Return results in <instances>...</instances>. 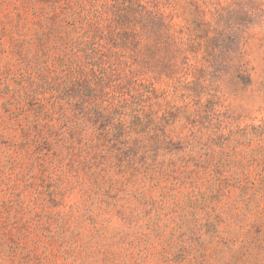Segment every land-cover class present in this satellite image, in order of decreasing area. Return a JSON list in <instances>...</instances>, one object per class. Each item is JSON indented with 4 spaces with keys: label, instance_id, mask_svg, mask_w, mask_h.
<instances>
[{
    "label": "rangeland",
    "instance_id": "374dc122",
    "mask_svg": "<svg viewBox=\"0 0 264 264\" xmlns=\"http://www.w3.org/2000/svg\"><path fill=\"white\" fill-rule=\"evenodd\" d=\"M0 264H264V0H0Z\"/></svg>",
    "mask_w": 264,
    "mask_h": 264
},
{
    "label": "trees",
    "instance_id": "16d2710c",
    "mask_svg": "<svg viewBox=\"0 0 264 264\" xmlns=\"http://www.w3.org/2000/svg\"><path fill=\"white\" fill-rule=\"evenodd\" d=\"M147 10H146V8H145V12H146ZM144 12V9L142 10L141 9V13H142V15L145 13ZM150 13V12H149ZM144 16H145V14H144ZM117 18H121V15H117ZM154 20H155V18H154ZM118 24H120V22H117ZM120 33H123V32H120ZM119 39V38H118Z\"/></svg>",
    "mask_w": 264,
    "mask_h": 264
}]
</instances>
